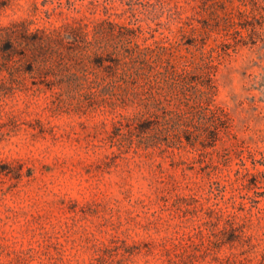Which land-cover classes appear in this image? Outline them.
Segmentation results:
<instances>
[{
    "label": "rangeland",
    "instance_id": "rangeland-1",
    "mask_svg": "<svg viewBox=\"0 0 264 264\" xmlns=\"http://www.w3.org/2000/svg\"><path fill=\"white\" fill-rule=\"evenodd\" d=\"M105 18L215 64L232 134L200 151L121 149L109 133L131 102L36 86L0 98V264H264L263 177L236 171L264 170V0H0V22L32 31ZM212 207L246 216L251 243L212 246L198 229Z\"/></svg>",
    "mask_w": 264,
    "mask_h": 264
},
{
    "label": "trees",
    "instance_id": "trees-1",
    "mask_svg": "<svg viewBox=\"0 0 264 264\" xmlns=\"http://www.w3.org/2000/svg\"><path fill=\"white\" fill-rule=\"evenodd\" d=\"M199 27L193 23L191 29ZM140 31L139 26L106 18L93 24L76 19L34 31L26 20L0 22V98L36 86L52 90L54 96L66 92L81 101L91 100V105L131 102L137 110L122 114L109 133L121 149L200 151L201 146L214 147L224 135L230 136L229 114L216 100L215 64L206 68L196 56L184 59L169 36L141 42ZM27 73L40 79L29 81ZM239 164L237 172L262 176L259 181H264V170L256 164L257 172L245 161ZM208 212L198 229L206 232L212 246L251 243L253 235L244 229L246 216L223 208Z\"/></svg>",
    "mask_w": 264,
    "mask_h": 264
}]
</instances>
